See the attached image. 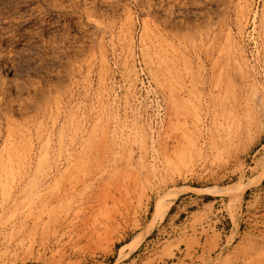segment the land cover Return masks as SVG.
Here are the masks:
<instances>
[{
  "label": "rangeland",
  "instance_id": "obj_1",
  "mask_svg": "<svg viewBox=\"0 0 264 264\" xmlns=\"http://www.w3.org/2000/svg\"><path fill=\"white\" fill-rule=\"evenodd\" d=\"M0 264H264V0H0Z\"/></svg>",
  "mask_w": 264,
  "mask_h": 264
},
{
  "label": "bare ground",
  "instance_id": "obj_2",
  "mask_svg": "<svg viewBox=\"0 0 264 264\" xmlns=\"http://www.w3.org/2000/svg\"><path fill=\"white\" fill-rule=\"evenodd\" d=\"M169 209V204L166 202V203H164V204H162L160 207H159V209H158V212H157V214H158V216L159 215H162V214H164V213H166V211Z\"/></svg>",
  "mask_w": 264,
  "mask_h": 264
}]
</instances>
